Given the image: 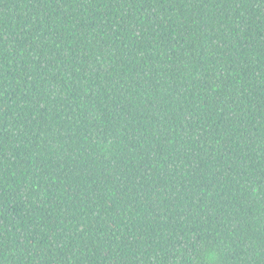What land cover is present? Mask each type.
Here are the masks:
<instances>
[{"label":"trees","instance_id":"obj_1","mask_svg":"<svg viewBox=\"0 0 264 264\" xmlns=\"http://www.w3.org/2000/svg\"><path fill=\"white\" fill-rule=\"evenodd\" d=\"M0 264H264V0H0Z\"/></svg>","mask_w":264,"mask_h":264}]
</instances>
